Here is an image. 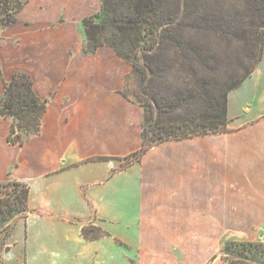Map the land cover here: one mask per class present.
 Segmentation results:
<instances>
[{
	"label": "crops",
	"instance_id": "1",
	"mask_svg": "<svg viewBox=\"0 0 264 264\" xmlns=\"http://www.w3.org/2000/svg\"><path fill=\"white\" fill-rule=\"evenodd\" d=\"M22 1L18 21L3 34L0 87L5 92L14 75L30 74L48 110L40 133L23 146L9 143L13 122L0 117V184L29 188L28 214L74 226L65 232L66 242L80 247L71 263L207 264L217 243L225 248L229 230L264 243V56L230 93L231 131L168 140L130 163L126 158L143 148L145 114L123 94L132 65L109 47L86 52L84 20L103 0ZM126 172L135 183L121 180ZM125 188L135 196L128 204L138 219L136 239L115 230ZM35 189L40 204L32 200ZM74 192L84 207L66 212L62 200ZM87 226L99 233L85 238Z\"/></svg>",
	"mask_w": 264,
	"mask_h": 264
},
{
	"label": "trees",
	"instance_id": "2",
	"mask_svg": "<svg viewBox=\"0 0 264 264\" xmlns=\"http://www.w3.org/2000/svg\"><path fill=\"white\" fill-rule=\"evenodd\" d=\"M187 2V1H186ZM243 6L252 11L258 20L246 22L252 37L257 38L261 46L256 64L246 71L243 79L234 83L227 90L212 88L207 80H200L195 87L184 88L173 100L153 101L149 98L142 104L145 111L143 124V148L126 158L132 162L135 155L140 157L153 146L168 140H182L217 133H228V99L232 91L239 88L254 72L264 55V0H243ZM25 6L22 0H0V30L18 21V14ZM162 0H103L102 9L84 20L87 37L86 52L95 53L102 47L112 48L124 60L132 65L134 73L142 77L141 85L154 73V62L163 51V42H168V50L178 60L188 51L199 53L198 48L187 47L184 43V11L180 4L176 14L168 16ZM187 9V8H186ZM31 75L17 73L0 97V117L12 120L8 141L16 146H23L27 136L38 135L43 118L48 110V101L36 94ZM146 93V92H145ZM125 98L129 99L124 95ZM130 100V99H129ZM192 106L194 108H192ZM188 113L182 114L184 110ZM152 138L148 140V135ZM100 160L103 161L102 158ZM20 184V183H17ZM21 196L24 208L15 209L14 214L28 213L30 190L24 187ZM12 213V215H13ZM99 233L96 227H84L83 236ZM99 236L95 235L93 238ZM263 243H237L228 241L224 252L232 258L229 264H264L261 257ZM264 256V255H263Z\"/></svg>",
	"mask_w": 264,
	"mask_h": 264
},
{
	"label": "rangeland",
	"instance_id": "3",
	"mask_svg": "<svg viewBox=\"0 0 264 264\" xmlns=\"http://www.w3.org/2000/svg\"><path fill=\"white\" fill-rule=\"evenodd\" d=\"M242 1L162 0L165 5L164 12L168 16L176 14L180 4L185 5L184 43L187 47L198 48L199 53L188 51L183 55V60L182 58L178 60L167 49L169 43L163 42V51L154 62V73L146 80L145 86L141 85L142 77L132 70L126 79L123 94L142 107L147 98L160 102L167 96L170 102L174 97H178L184 88L195 87L201 79L207 80V84L212 88L224 90L243 79L246 71H250L256 64L261 46L257 45L260 41L252 37V34L244 27L246 22H251V20L258 22V20L252 16V11L248 7L243 6ZM7 29L8 27L1 29L0 46H2L3 34ZM245 89L250 91L248 87ZM2 92H4V85L0 87V93ZM244 104L246 100L242 98L241 106ZM186 113L188 110L185 109L182 114ZM32 136L36 135L32 134L26 138L29 139ZM149 136L151 135H148V140L151 141L152 138ZM139 155H135L133 159L138 160ZM116 166L118 168L119 164ZM82 170L79 171V175L84 177ZM118 172H113V175ZM127 178L132 180L131 183L136 182L132 172L124 173L121 180L126 182ZM17 183L11 180L0 184V264H72V261L75 262L74 253L75 251L78 253L80 247L77 242L67 243L69 236L65 233L68 232L69 227L74 226L65 222L56 223L55 220L48 224L42 219L44 213L29 212V214L15 216L13 213L15 209L24 208L21 196L26 187L24 184ZM131 186L136 190L134 185L131 184ZM100 190L103 192V187H100ZM75 195L74 192L69 195L68 200H62V206L66 212L76 213L84 207ZM40 197L41 192L35 189V196L32 200L40 204ZM133 197L135 196H131ZM131 198L125 188V194L116 199L117 218L119 219L115 230L117 233H127L130 239H136L133 224L136 226L138 219L131 212L133 207L128 204ZM62 206L60 205L59 208L62 209ZM29 217L33 219L26 224L25 220ZM87 227L92 229L93 226ZM71 232L73 233L72 229ZM233 232L243 235L241 232L229 230L228 241L245 242L233 236ZM27 237L28 241L24 243ZM73 238L76 237L73 236ZM224 243L225 241L222 240L215 245L214 259L220 258L219 264H229L232 260L224 252ZM260 249L262 260H264V243ZM121 251H119L120 257L122 256ZM65 256L72 260H66ZM214 259H209L207 264H213Z\"/></svg>",
	"mask_w": 264,
	"mask_h": 264
}]
</instances>
